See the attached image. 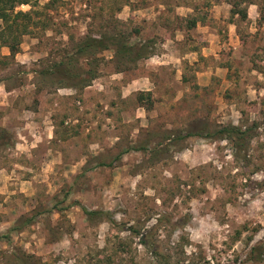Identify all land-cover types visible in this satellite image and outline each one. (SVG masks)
<instances>
[{
	"label": "rangeland",
	"instance_id": "1",
	"mask_svg": "<svg viewBox=\"0 0 264 264\" xmlns=\"http://www.w3.org/2000/svg\"><path fill=\"white\" fill-rule=\"evenodd\" d=\"M50 1L17 4L49 25L15 55L0 41V138H12L0 146V233L41 212L0 241V264L20 251L49 264H264V0ZM121 31L165 49L163 64L148 66L152 54L119 68L105 50L81 58L84 77L98 75L82 89L39 73L85 35ZM232 124L253 126L242 154L187 136ZM82 205L111 211L123 229ZM158 217L160 258L129 230Z\"/></svg>",
	"mask_w": 264,
	"mask_h": 264
},
{
	"label": "trees",
	"instance_id": "2",
	"mask_svg": "<svg viewBox=\"0 0 264 264\" xmlns=\"http://www.w3.org/2000/svg\"><path fill=\"white\" fill-rule=\"evenodd\" d=\"M28 4L30 0H0V19L3 21V26L0 29V41L4 46L10 49L12 55H15L20 50V45L22 43V38L25 34H28L34 28L41 27L47 28L49 25L48 19L45 17L42 19L40 16H44L45 12L42 10H30V11H16L17 4ZM56 3V0H51L47 6L50 9L52 5ZM236 3V2H235ZM233 4V9L231 10L232 15L236 13L241 14L243 19L248 17L247 9H238L236 5ZM37 5L34 4L33 6ZM37 15L36 18L34 15ZM198 23V19L193 17L189 20V26L194 27ZM113 50L115 57H117L118 67L122 68L125 63H136L141 59L147 58L154 52L150 49V46L145 42H132L129 35H126L123 31L119 33H102L100 35H85L83 38L79 39L76 44L72 54L65 55V57L59 61L50 64L47 67L42 68L39 73L45 77L53 78L60 84H65L68 87L74 88H84L91 84L98 75L97 72L90 69L87 73L90 76L84 77L83 71L78 67V64L83 57L91 58L97 61V54L105 50ZM124 70V69H121ZM144 93L141 92L138 96V100L142 103L144 100ZM147 108L148 105H147ZM253 126L242 127L238 125H225L215 131L202 132V131H189L187 136L199 135L207 139H226L231 142L236 152L242 154V150L246 148V140L252 136ZM12 138L7 132H3L2 138H0V146L11 145ZM138 151H147L148 147L145 145H140L134 147ZM247 149V148H246ZM155 151V150H154ZM153 151V152H154ZM152 152V151H151ZM111 166L112 163L106 164ZM85 213L90 219L99 221L107 219L115 228L120 231L123 229V224L119 223L115 219L111 211L106 210H89L83 205ZM57 210L61 212L63 209H59L57 205H54L50 211ZM41 212H36L31 216H24L19 218L15 224L9 228L6 232L0 233V241H7L11 243L13 240V233L23 230L33 223L36 216ZM163 219L161 217L157 218V223L152 227L141 228L137 225H131L129 230L132 236L139 238V242L155 257L160 258L159 245L154 239L155 231L162 226ZM116 237L119 239L118 235ZM120 242H122L120 240ZM123 243V242H122ZM125 244V243H123ZM256 247L253 249L251 254V260L254 262H260L262 260V255L258 256L255 254ZM2 252L0 251V255ZM7 256V255H6ZM7 257L12 258L13 264H49L48 262H42L41 258L35 257L34 255L27 254L24 252H14ZM109 260H112L110 257ZM11 261V262H12ZM100 262V261H99ZM113 263V262H112ZM90 264H94L91 262ZM98 264V263H96ZM163 264V263H161Z\"/></svg>",
	"mask_w": 264,
	"mask_h": 264
},
{
	"label": "crops",
	"instance_id": "3",
	"mask_svg": "<svg viewBox=\"0 0 264 264\" xmlns=\"http://www.w3.org/2000/svg\"><path fill=\"white\" fill-rule=\"evenodd\" d=\"M172 41V40H171ZM164 46H165V44H163ZM165 48V47H164ZM174 51L175 52H178V51H180V54H177V56L179 57V56H181L182 57V55H183V53H182V51L179 49V47L177 46L176 47V45H175V47H174ZM186 53V55H191L193 52H192V50H189V51H186L185 52ZM195 53V52H194ZM167 55V52H166V50L164 49V50H162V52L161 53H157V54H154L153 56H151L150 58H148L147 59V61H148V66H154L155 68H156V66L158 65V64H163V61H161L162 60V58H164V56H166ZM158 59V60H157ZM157 62V63H156Z\"/></svg>",
	"mask_w": 264,
	"mask_h": 264
}]
</instances>
